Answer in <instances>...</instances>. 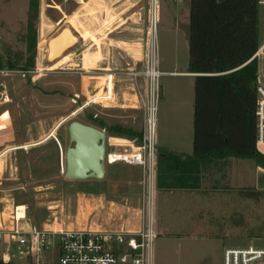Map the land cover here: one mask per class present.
<instances>
[{"label": "rangeland", "instance_id": "1", "mask_svg": "<svg viewBox=\"0 0 264 264\" xmlns=\"http://www.w3.org/2000/svg\"><path fill=\"white\" fill-rule=\"evenodd\" d=\"M151 2L38 0L34 25L38 31L35 67L39 72L29 79L9 78L5 84L9 100L0 104V150L31 146L9 152L0 163V211L7 209L3 215L7 226L11 224L13 204H23L27 206L28 221L37 226L59 223L61 228L105 230L125 225L133 231L145 226L152 211L156 233L153 264H223V252L228 247H264V190L256 188L257 172L252 160L232 157L221 162L218 172L204 175L201 189L187 193L158 192L153 184L151 199L147 196L150 179L142 166L105 163L106 175L101 180L65 177L68 127L72 121L94 125L97 115L96 119L108 126L143 128L144 112L139 103L134 106L136 92L128 79L125 85L120 84L122 89L117 87V92H126V97L113 106L95 105L72 116L80 105L73 102V97L83 93L101 95L106 72L132 68L143 57ZM29 3L0 0V62L5 67L9 63L26 66ZM257 12L261 46L264 5H259ZM188 16L186 0H158L157 42L162 71L188 67ZM64 28L71 33L65 35L61 48L48 47V59L43 48ZM72 44L75 46L64 52ZM262 59L259 77L263 81ZM159 82L156 148L192 154L191 80L162 75ZM52 134L60 141L64 159ZM106 134L111 137L108 129ZM47 138L43 144L32 146ZM107 152H111L108 144ZM17 253V245L13 244L11 256Z\"/></svg>", "mask_w": 264, "mask_h": 264}, {"label": "trees", "instance_id": "2", "mask_svg": "<svg viewBox=\"0 0 264 264\" xmlns=\"http://www.w3.org/2000/svg\"><path fill=\"white\" fill-rule=\"evenodd\" d=\"M187 1L188 71L195 74L193 152L156 148L155 186L161 191L199 190L204 175L232 157L250 159L264 170V153L257 145L259 60L253 59L260 44V0ZM37 16L38 0H30L26 66L9 63L7 67H35ZM0 67L5 66L0 62ZM93 124L107 128L111 136L142 139L143 129L108 126L96 118ZM9 257H0V264H15L16 257Z\"/></svg>", "mask_w": 264, "mask_h": 264}, {"label": "built area", "instance_id": "3", "mask_svg": "<svg viewBox=\"0 0 264 264\" xmlns=\"http://www.w3.org/2000/svg\"><path fill=\"white\" fill-rule=\"evenodd\" d=\"M259 3L264 5V0H260ZM43 51L48 53L47 44ZM142 53L143 57L135 63L134 67L116 72L112 70L106 72V85L101 95H98L99 92L93 96L84 93L82 95L75 94L73 102L80 104L75 110L79 112L95 105L106 106L111 103L113 106V103L120 102L126 97V92L120 95V92H117V87L122 89L120 84L125 85L127 79L128 82H131L129 85L136 92L140 101L139 108L144 112L142 139L138 141L121 137L122 142H117L115 136H107V144L111 147V152H107L106 163L123 162L128 165L142 166L147 172V178L150 179L151 188L148 189L147 196L148 199H151L156 171V112L160 97L159 81L160 77L164 75L159 68L157 19L153 20L152 17ZM260 57L263 58L260 64L263 81L260 79L258 71L257 145L264 153V42L259 46L253 59L258 58L259 60ZM37 72H39L37 66L30 69L0 67V104H2V100L5 103L9 100V94L5 87L9 78L18 76L29 79L36 76ZM116 78H121V80H116ZM124 80L125 82H122ZM96 117L97 115H94V119ZM102 130L106 132L105 129ZM53 138L58 143L64 158L59 139L55 135ZM17 148L19 147L0 150V162L7 157L6 154L18 150ZM13 209L11 226L4 223L3 215L7 209L0 211V255L9 260L12 245L16 244L18 253L14 255L16 257L15 264H153V242L156 233L152 226V211L149 212L145 226L133 231L125 226L105 230L61 227L57 229L53 225L37 226L28 221L26 205L13 204ZM23 257L25 261L20 262L19 260H22ZM223 264H264V247L252 245L228 247L223 252Z\"/></svg>", "mask_w": 264, "mask_h": 264}, {"label": "water", "instance_id": "4", "mask_svg": "<svg viewBox=\"0 0 264 264\" xmlns=\"http://www.w3.org/2000/svg\"><path fill=\"white\" fill-rule=\"evenodd\" d=\"M71 30L64 28L48 47L54 50L61 48L67 39L66 34ZM71 35V34H70ZM73 36V35H72ZM65 39V40H64ZM77 44V43H75ZM75 44L64 50L67 51ZM63 52V53H64ZM62 53V54H63ZM51 53H48V59ZM57 59V58H55ZM52 61V60H51ZM70 143L65 152V177L69 180H87L105 177V163L107 155V134L104 130L80 121L69 124ZM256 188L264 190V170L259 169L256 175Z\"/></svg>", "mask_w": 264, "mask_h": 264}, {"label": "crops", "instance_id": "5", "mask_svg": "<svg viewBox=\"0 0 264 264\" xmlns=\"http://www.w3.org/2000/svg\"><path fill=\"white\" fill-rule=\"evenodd\" d=\"M187 1V0H186ZM188 2V1H187ZM189 5V4H188ZM189 17V16H188ZM189 23V22H188ZM187 34H188V31H187ZM163 73H164V75H169V76H176V77H183V78H187V79H189V80H191V85H192V95H191V103H192V107L194 108V77H195V74L194 73H190L189 71H188V67L186 66V68L185 69H183V70H169V71H162ZM100 84H105V83H100ZM100 86H103V85H100ZM129 95H134V94H129ZM134 96H136L135 98H136V101L135 102H137V104H135L134 106L135 107H137L138 106V98H137V95L135 94ZM132 97V96H131ZM132 100H134V99H131V101ZM134 102V101H133ZM139 107V106H138ZM127 108V107H126ZM129 108H132V106H130ZM74 115H76V111L73 113ZM59 128V127H58ZM54 135V134H53ZM53 135H52V137H53ZM115 141H117V142H122L121 140H120V138H118V137H116L115 138ZM44 142H46V141H44ZM43 142V143H44ZM43 143H41V144H43ZM38 146V145H37ZM159 147H161V146H159ZM21 148H25V146H23V147H19V148H17V149H21ZM179 152V151H178ZM188 154V153H187ZM64 159V158H63ZM228 160H230V159H228ZM222 166V165H221ZM256 167V166H255ZM218 170H220V168L219 169H212L211 170V173H215L216 171L218 172ZM259 170V168H256V172ZM213 174L211 175V177L213 176ZM216 178V177H215ZM219 178V177H218ZM204 181V180H203ZM215 181H217V179H215ZM202 185H203V182H202ZM202 187V186H201ZM157 189V188H156ZM157 191L158 192H161V190H158L157 189ZM180 191H182V190H180ZM184 192H189L188 190H183ZM169 192H176V191H169ZM53 225V227H55V228H60L61 226H60V224L59 223H54V224H52ZM122 227L123 226H125V225H121ZM121 226H118V227H111V229H117V228H121ZM127 228V227H126ZM91 229H94V228H91ZM97 230H101V229H97Z\"/></svg>", "mask_w": 264, "mask_h": 264}, {"label": "bare ground", "instance_id": "6", "mask_svg": "<svg viewBox=\"0 0 264 264\" xmlns=\"http://www.w3.org/2000/svg\"><path fill=\"white\" fill-rule=\"evenodd\" d=\"M152 4V19L155 20L158 18V0H152L151 2ZM138 102H139V105H140V101H139V98H138ZM140 107V106H139ZM72 116H75L74 114H72ZM61 122V121H60ZM65 121H63L64 123ZM59 124V123H58ZM58 129V127L56 128ZM55 129V130H56ZM53 135V134H52ZM49 138L45 139L44 141H47ZM44 141H41L39 143H36V144H33L32 146H37V145H40L41 143H43ZM31 145H26L25 148L27 147H30ZM1 163V162H0ZM0 172L2 173V169H0ZM0 184L2 183V177H0ZM13 215H14V209L9 213V217H10V220H11V224H9L10 226L12 225V221H13ZM5 223V222H4ZM6 224V223H5Z\"/></svg>", "mask_w": 264, "mask_h": 264}, {"label": "flooded vegetation", "instance_id": "7", "mask_svg": "<svg viewBox=\"0 0 264 264\" xmlns=\"http://www.w3.org/2000/svg\"><path fill=\"white\" fill-rule=\"evenodd\" d=\"M83 123V122H82ZM86 124V123H85ZM89 125H91V124H89ZM94 126V125H93ZM96 127V126H95ZM68 135H69V129H68ZM70 137V136H69Z\"/></svg>", "mask_w": 264, "mask_h": 264}]
</instances>
